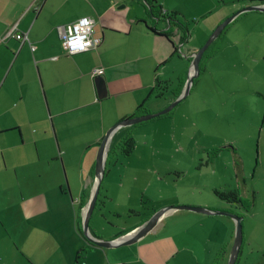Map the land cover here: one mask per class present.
Returning a JSON list of instances; mask_svg holds the SVG:
<instances>
[{"label": "rangeland", "instance_id": "obj_1", "mask_svg": "<svg viewBox=\"0 0 264 264\" xmlns=\"http://www.w3.org/2000/svg\"><path fill=\"white\" fill-rule=\"evenodd\" d=\"M157 2L165 9L178 10L190 21V45L198 51L229 16L257 5L251 0ZM203 13L205 18L199 20ZM256 16L264 15L243 17L210 45L203 60L207 73L196 83L194 92L172 109L175 110L173 114H177L176 123L169 118L153 119L138 123L128 131L127 134L131 133L135 139V149L127 157L117 151L116 163L108 178L102 180L90 220L94 236L109 241L114 239L115 233L132 231L131 227L140 218L131 212L124 213L129 207L143 212L146 208L153 209L150 197L158 201L156 207L168 199H172L168 203H176L162 209L215 205L218 212L242 218L244 240L236 264H264V17L246 27L252 19L259 18ZM193 19H197L196 24ZM214 50L217 53L210 56ZM191 63L186 61L179 73L185 71L188 76ZM178 75L174 77L175 83ZM173 96L166 93L164 98L170 103ZM52 135L53 144L60 153L53 131ZM121 141L115 145L120 150ZM94 149L96 162L99 148ZM14 157L21 158L18 154ZM22 158L24 162L19 166L18 177L15 170L10 173L15 189L3 198L7 199L6 203H0V264H133L140 248H171L167 247L169 238L162 241L164 234L158 236L157 242V238L151 236V240L142 244L92 248L83 233L85 217L80 204L86 182L77 181L75 170L70 168L81 158L63 157L56 161L31 152L24 153ZM84 159L91 160L87 156ZM213 177L214 189H238L245 204L219 199L208 184ZM201 181L205 183L202 187ZM60 184L69 189L60 193ZM107 188H111L110 195H107ZM123 191H131V196L124 198ZM23 197L30 204L29 212L23 206V209L18 207ZM199 204L203 206H197ZM186 210L181 211V214L190 215L182 224L184 238L188 239L189 248L196 251L199 264L214 261L229 264L236 221L227 215H213L216 220L204 217L201 219L204 222H200L192 218L203 215ZM168 219L173 222L177 217ZM226 222L234 224L232 241L228 239L230 232ZM209 223L221 229L219 237L212 235ZM226 241H231L228 247L224 246ZM181 254L185 257L184 253L178 256Z\"/></svg>", "mask_w": 264, "mask_h": 264}, {"label": "crops", "instance_id": "obj_2", "mask_svg": "<svg viewBox=\"0 0 264 264\" xmlns=\"http://www.w3.org/2000/svg\"><path fill=\"white\" fill-rule=\"evenodd\" d=\"M156 4L163 7L162 11L179 12L176 9H165L157 0ZM249 15H264V13L252 11L241 14L220 36L223 37L233 25ZM82 17H91L94 20L93 37L98 41V46L90 51L70 56L57 27ZM256 17L259 18L252 19V23L250 21L246 27L253 26L255 21L261 20L264 16ZM204 18L205 16L199 20ZM177 20L187 27L188 37L178 25L170 27L162 20L152 17L143 0H0V154L2 156V158L0 156V195H3L0 203H6L7 199L3 198L9 191L13 192L15 189L14 178L10 173L13 169L18 177L19 166L24 162L22 158L24 153H37L40 158L47 156L56 161L63 157H80V161L73 162L70 168L75 170L73 173H76L77 181L86 182L80 202L84 215L97 182L94 147L99 148L107 131L134 114L141 116L165 109L185 91L188 76L185 71L179 72L186 61L189 63L193 60L198 48L190 45L192 33V29L189 28L190 21L180 12ZM193 21L197 23V19ZM218 24L213 25L208 34ZM153 26L159 29L158 33L151 29ZM12 27L19 33L27 34L29 42L22 44L16 39H4ZM167 30L169 37L163 35ZM31 46L35 48L32 49ZM216 53L217 50H214L210 56ZM205 57L206 53L202 60ZM202 67L203 70L197 76L198 80L195 78L187 97L194 92L196 83H199L207 73L206 63ZM100 69L104 70L103 74L93 75L94 71ZM187 72L189 75V70ZM175 75H178L176 83ZM158 80L170 82L171 87L166 92L167 95L174 94L170 103H167L165 96L160 98L156 96ZM174 111H170L164 117L155 118V121L169 118L176 123L177 114H173ZM134 127L136 126L122 125L112 135L103 181L108 178L113 163L117 161L116 157L119 155L117 151L122 152V149L115 145L120 144L119 142L126 138L128 131L130 132ZM51 129L60 153H57L53 144ZM15 154L21 158L14 157ZM86 156L91 160L84 159ZM86 174L89 175L85 178ZM213 178L214 180L211 179L208 184L214 189L215 177ZM134 180L136 181V178ZM66 181L68 183V179ZM203 184L205 183L201 181V187ZM111 188L106 189L107 195H110ZM66 189L69 187L64 188L63 184H60V193ZM123 192H125L122 194L124 198L128 199L131 196V191ZM105 199H109L108 196H105ZM25 200L23 197L18 207L29 212L30 204ZM169 200L172 199L165 200L156 207L158 201L150 197L149 201L152 202L153 209L146 208L145 211L148 210L146 212L129 207V211L124 215L131 212L136 218H140L130 230L147 222L164 206L176 204L172 201L168 203ZM204 208L217 211L215 205H205ZM181 211L184 209H173L165 213L154 228L135 243H145L151 240V236H155L157 242L158 236L164 234L162 241L169 238L167 247L171 248H161V250L140 248L133 264H191V262L199 264L201 262L196 251L189 248L188 239L184 238L185 228L182 224L190 215L181 214ZM197 214L203 216L192 219L200 222H204L201 220L204 217L217 219L214 214L199 212ZM171 216H176L177 219L170 222L168 218ZM226 223L230 232L228 239L232 241L234 224L231 226L229 222ZM209 224L213 228L212 235L219 237L221 229L219 227L216 229L212 223ZM126 232L115 233L114 238L123 236L127 234ZM231 241H226L224 246L228 247ZM91 247L99 249L97 246ZM179 253H184L185 257L182 254L178 256ZM217 262L214 261L212 264H219Z\"/></svg>", "mask_w": 264, "mask_h": 264}, {"label": "water", "instance_id": "obj_3", "mask_svg": "<svg viewBox=\"0 0 264 264\" xmlns=\"http://www.w3.org/2000/svg\"><path fill=\"white\" fill-rule=\"evenodd\" d=\"M252 11L264 13V3H260L257 5H251L246 8L238 10L236 13L229 16L223 23H221L215 29V31L212 33L207 43L204 46H202L199 49V51L196 52V54L194 55L190 69H189V75H188V80L186 83L185 91L173 103H171L168 107H166L162 111H159L156 113H146L141 116H136L133 118L126 119L124 122H121L113 126L107 131L102 142L99 144L98 156H97V161H96L97 182L95 185V189L91 195V198L89 202L87 203L86 211L84 214L85 222H84L83 233L85 236L89 238L90 242L93 245L97 247H101V248H113V247L115 248V247L127 246L130 244H133L139 241L148 232H150L156 225L157 221L168 211L173 210V209H188V210H192V211H196V212L204 213V214L227 215V216L232 217L236 221L237 228H236L235 242H234V245L231 251V256H230V261H229V264H236L238 260V256L241 252V248H242V244L244 240V233H243L242 218L235 214H230L227 212H220V211L218 212V211H214V210L207 209L204 207H194V206H186V205L168 207V208H165V209H162L156 212L152 216V218L147 220V222L136 227L132 231L128 232L126 235L116 237L113 240H109V241L102 240L101 238L96 237L92 234L90 230V220L96 208L97 200L100 194L101 183L105 175V170H106V165H107V152L109 149L110 140H111L112 135L116 131V129L122 125H135L138 123L150 121L157 117L166 115L173 108H175L179 103H181V101L189 95L192 85L194 84L195 78L199 76L201 61L204 57V54L208 50L209 46L212 44V42L215 41L223 33V31L228 27V25L232 21H234L238 16H240L241 14L245 12H252Z\"/></svg>", "mask_w": 264, "mask_h": 264}, {"label": "trees", "instance_id": "obj_4", "mask_svg": "<svg viewBox=\"0 0 264 264\" xmlns=\"http://www.w3.org/2000/svg\"><path fill=\"white\" fill-rule=\"evenodd\" d=\"M251 1L264 3V0H251ZM143 2H144V5L147 7L148 11L150 12V14L152 15V17H154L155 19H158V20H162V22L167 23L168 25H170V27L178 25L179 28L183 31V33H185V35L189 34L188 29H186L187 27L185 25L181 24L177 20V16H178L179 12H177V11H162L163 7L157 5L156 0H143ZM228 27H229V25H228ZM151 29L156 33L159 32L158 31L159 29H157L156 26L151 27ZM163 35L169 37L168 30L163 32ZM187 37H188V35H187ZM202 65H203V63L201 62L200 71L203 70ZM157 82H158L157 90L155 93H156V96L158 98H160V97L164 96V93H166L167 90L169 89V87H171V84H170V82H165V81H160V80H158ZM194 82H195V80H194ZM136 116H138V114H134L130 118H133ZM122 141H123V143L122 142L121 143H122L123 155L126 157L130 156L135 149V145H136L135 139L133 138L132 135H129V136H126V138H124V140H122ZM213 193L219 199L226 201L227 203H239V204H243V205L245 204V201H244L243 197L241 196L240 190H238V189H233V190H228V191L227 190L221 191L219 189H214Z\"/></svg>", "mask_w": 264, "mask_h": 264}, {"label": "built area", "instance_id": "obj_5", "mask_svg": "<svg viewBox=\"0 0 264 264\" xmlns=\"http://www.w3.org/2000/svg\"><path fill=\"white\" fill-rule=\"evenodd\" d=\"M94 26L95 22L91 17H82L74 22L57 27L59 36L67 47L68 55L73 56L97 48L98 41L93 37ZM8 38L16 39L22 44L29 42L28 35L17 32L14 27L10 28L6 33L4 39ZM72 41H76V43H72ZM31 47L32 49L35 48L34 46ZM93 73V75H101L104 73V70H96Z\"/></svg>", "mask_w": 264, "mask_h": 264}, {"label": "clouds", "instance_id": "obj_6", "mask_svg": "<svg viewBox=\"0 0 264 264\" xmlns=\"http://www.w3.org/2000/svg\"><path fill=\"white\" fill-rule=\"evenodd\" d=\"M86 22H87V20H86ZM72 43H76V41H72Z\"/></svg>", "mask_w": 264, "mask_h": 264}, {"label": "flooded vegetation", "instance_id": "obj_7", "mask_svg": "<svg viewBox=\"0 0 264 264\" xmlns=\"http://www.w3.org/2000/svg\"><path fill=\"white\" fill-rule=\"evenodd\" d=\"M157 20H158V19H157ZM165 94H166V93H164V96H165ZM92 246H94V247H95V245H93V244H92Z\"/></svg>", "mask_w": 264, "mask_h": 264}]
</instances>
